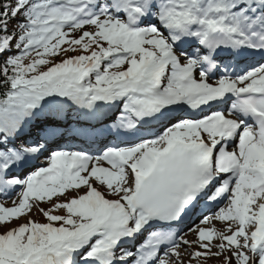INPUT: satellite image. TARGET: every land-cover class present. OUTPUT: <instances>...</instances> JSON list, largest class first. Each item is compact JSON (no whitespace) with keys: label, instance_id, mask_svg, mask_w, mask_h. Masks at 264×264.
I'll list each match as a JSON object with an SVG mask.
<instances>
[{"label":"snow or ice","instance_id":"snow-or-ice-1","mask_svg":"<svg viewBox=\"0 0 264 264\" xmlns=\"http://www.w3.org/2000/svg\"><path fill=\"white\" fill-rule=\"evenodd\" d=\"M0 198V264H264V0H0Z\"/></svg>","mask_w":264,"mask_h":264},{"label":"rangeland","instance_id":"rangeland-1","mask_svg":"<svg viewBox=\"0 0 264 264\" xmlns=\"http://www.w3.org/2000/svg\"><path fill=\"white\" fill-rule=\"evenodd\" d=\"M105 166H106V165H105ZM13 198H15V195L13 196ZM0 203H4V206H5V207H11V206H12V198L8 199L7 202H4V200H3V201L0 200ZM38 216L41 217V218H43L42 215H40V214H38V213H35V210H33L32 218H33L34 220H37V217H38ZM20 222H24V221H23V220H20V221H13V223H12L11 226H15L17 223H20ZM213 223H214L217 227H221L220 222H218V221H214ZM4 230H5L4 228H0V231H4ZM185 231H186V230H185ZM186 238L189 239V240L194 239V237H193L191 234H189ZM208 264H216V261H215V260H209V261H208Z\"/></svg>","mask_w":264,"mask_h":264},{"label":"trees","instance_id":"trees-1","mask_svg":"<svg viewBox=\"0 0 264 264\" xmlns=\"http://www.w3.org/2000/svg\"><path fill=\"white\" fill-rule=\"evenodd\" d=\"M37 220L43 222V218H41V217H39V216L37 217Z\"/></svg>","mask_w":264,"mask_h":264},{"label":"bare ground","instance_id":"bare-ground-1","mask_svg":"<svg viewBox=\"0 0 264 264\" xmlns=\"http://www.w3.org/2000/svg\"><path fill=\"white\" fill-rule=\"evenodd\" d=\"M4 202H7V201H4Z\"/></svg>","mask_w":264,"mask_h":264}]
</instances>
